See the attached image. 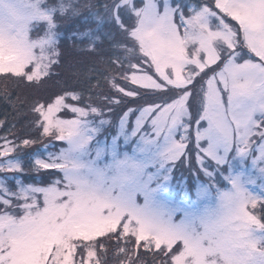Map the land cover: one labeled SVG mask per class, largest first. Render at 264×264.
Returning <instances> with one entry per match:
<instances>
[{
    "label": "snow or ice",
    "instance_id": "6c2138e0",
    "mask_svg": "<svg viewBox=\"0 0 264 264\" xmlns=\"http://www.w3.org/2000/svg\"><path fill=\"white\" fill-rule=\"evenodd\" d=\"M62 38L87 40L90 67L78 91L31 105L25 135L0 137V264H264V183L227 175L215 203L177 220L102 194L82 159L108 113L127 115L141 143L163 141L169 166L187 161L212 183L237 160L264 175V0H0V78L53 80ZM0 101L19 97L6 87Z\"/></svg>",
    "mask_w": 264,
    "mask_h": 264
},
{
    "label": "rangeland",
    "instance_id": "374dc122",
    "mask_svg": "<svg viewBox=\"0 0 264 264\" xmlns=\"http://www.w3.org/2000/svg\"><path fill=\"white\" fill-rule=\"evenodd\" d=\"M60 31L68 34L67 29L60 28ZM77 41L61 39L60 46L63 54L61 68L66 72L67 80H64L66 81L64 87L68 91L77 90L74 87L76 80L70 77L71 71L79 69L81 64L84 66L87 62L86 58L90 57L85 51L80 56L81 51L75 45ZM78 43L80 44V41ZM61 68L55 71L58 73ZM56 84L60 86L62 84L57 75L53 80L45 82L38 88L27 85H22L20 88L24 93L22 96L24 99L28 98V101L32 95L44 96L43 92L46 93L50 88L54 89ZM0 85L5 87L10 86V83L0 78ZM66 102L76 103L71 99ZM144 112L148 113L150 109L146 108ZM92 124V135L86 142L82 159L89 165L90 170L86 174L94 181L96 190L108 196L113 194L124 197L134 195L136 204L143 206L149 203L165 214L174 213L177 220L183 218L191 210L201 209L207 204L215 203L218 193L231 187L225 179L227 175L244 172L246 173L245 179L255 178L257 182L248 185L253 191H261L260 184L264 183V175L258 173L246 161L234 162L230 171L221 175L214 183L210 182L207 176L198 174L195 169L189 171L187 161L183 165L177 163L169 166L171 157L166 156L163 141L153 142L147 138H141L143 141L141 143L125 134L128 127L127 115L114 118L105 113L92 121ZM9 138L17 139L14 136ZM58 146L64 145L61 143ZM193 146L190 145V147ZM129 161L135 162V168L129 164ZM43 178L36 175L33 177L24 175L26 182ZM258 210L259 205L254 211Z\"/></svg>",
    "mask_w": 264,
    "mask_h": 264
},
{
    "label": "trees",
    "instance_id": "16d2710c",
    "mask_svg": "<svg viewBox=\"0 0 264 264\" xmlns=\"http://www.w3.org/2000/svg\"><path fill=\"white\" fill-rule=\"evenodd\" d=\"M84 0H81V3H83ZM73 25L71 23H69L68 25L62 26L61 29H67L69 32L72 29ZM80 40H78L75 45L77 49H79V51H81L80 56L84 53V49L85 46L87 45V40L85 41H80V44L78 43ZM74 42V41H73ZM105 48H107V45H105ZM88 56V55H87ZM81 59V58H80ZM79 61V59H76ZM87 62L85 63V65L83 66L82 64L80 65L79 69H73L71 71V79H82V76L78 77L77 73H83L88 67H90V60L91 57L86 58ZM65 61V60H64ZM62 63V61H61ZM63 64V63H62ZM76 64V63H75ZM79 65V64H78ZM60 69V68H59ZM66 72L62 71V68L60 71H58V79L59 81L62 83L61 86L56 84V87L50 88L48 91L43 92L42 95L44 96H34L32 95L30 92L29 94H31V99H29L27 101L28 98L24 99V97L22 96L24 93H22L23 91H21L22 85L20 87H16L15 83L11 80H8V82L10 83V86H1L0 85V90L4 89L7 87L8 91L12 93V99L15 100L16 97H19V101L16 103L15 106H13L10 103H4L3 101H0V120L5 121V127H0V137H3L5 135H8L9 133H11V136H14V138H19L22 135H25L28 131H29V122L35 119L34 114L31 112V105L37 100L39 99L41 102H49L50 100H52L54 98V96L58 93H62L61 88H65V82L64 80H67V76L65 74ZM4 80V79H3ZM92 83H95V80L92 81ZM75 89L79 90L78 88L75 87ZM56 92V93H54ZM29 96V97H30ZM130 107H134V104H130ZM22 121V122H21ZM27 138V137H26ZM2 141H0L1 143ZM42 148H40L39 146H37V148L34 149H29L26 150L24 156L22 158H24L25 160H27L30 156L31 153H34L36 151H41L42 152ZM26 167L28 166L27 164L25 165ZM28 177L30 176H35V173H27L25 174Z\"/></svg>",
    "mask_w": 264,
    "mask_h": 264
},
{
    "label": "clouds",
    "instance_id": "9594fccd",
    "mask_svg": "<svg viewBox=\"0 0 264 264\" xmlns=\"http://www.w3.org/2000/svg\"><path fill=\"white\" fill-rule=\"evenodd\" d=\"M254 248L258 252H264V240L257 239L254 242ZM208 260H209V264H211L213 260L216 261V264H223V261L219 256H210L208 257Z\"/></svg>",
    "mask_w": 264,
    "mask_h": 264
}]
</instances>
